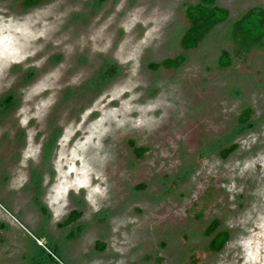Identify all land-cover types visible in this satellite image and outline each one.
<instances>
[{"label": "rangeland", "instance_id": "1", "mask_svg": "<svg viewBox=\"0 0 264 264\" xmlns=\"http://www.w3.org/2000/svg\"><path fill=\"white\" fill-rule=\"evenodd\" d=\"M198 1L0 0V264H38L36 245L53 264H264V49L218 66L264 0H216L227 20L183 50Z\"/></svg>", "mask_w": 264, "mask_h": 264}, {"label": "trees", "instance_id": "2", "mask_svg": "<svg viewBox=\"0 0 264 264\" xmlns=\"http://www.w3.org/2000/svg\"><path fill=\"white\" fill-rule=\"evenodd\" d=\"M44 1L46 0H21V5L28 9ZM228 15V10L217 6L216 0H199L195 4L187 5L185 8V16L188 21V26L180 40L181 48L183 50H193L197 48L199 43L211 30H213V28L227 20ZM229 41L231 43V50L221 51L220 57L218 58L219 68H227L231 65V55L235 58H243L254 51L264 49V10L259 7H252L247 10L240 19L233 24L229 35ZM183 62V56L166 58L159 63L149 64V68L152 70H157L159 68L176 69L180 67ZM114 69L115 68L112 66L108 68L106 75L111 76V74L114 73ZM251 115V109H244L237 119L239 125L243 128H250L251 124L249 120ZM129 146L132 148V153L136 158H141L146 151V148L135 147L133 141H129ZM235 147V145H232L228 149L223 150L221 152L222 157H226ZM78 217L79 213L73 212L69 216L67 223L76 220ZM215 231L216 223H211L206 229V234L210 236L215 233ZM228 238V232H216L208 244V249L212 252H219ZM36 246L38 249H41L42 254L49 258L52 264L56 263L55 259L49 254V252H51L54 255L52 247L47 249L40 245ZM97 248L101 250L102 245L98 243ZM44 256H37L38 259H36V261H38V264H45Z\"/></svg>", "mask_w": 264, "mask_h": 264}, {"label": "crops", "instance_id": "3", "mask_svg": "<svg viewBox=\"0 0 264 264\" xmlns=\"http://www.w3.org/2000/svg\"><path fill=\"white\" fill-rule=\"evenodd\" d=\"M35 185V184H34ZM35 187L37 188V190L36 191H38L39 190V192H38V194H41V192L43 191V186H42V188H41V184L39 185V184H37V185H35ZM35 191V192H36ZM48 199V198H47ZM7 200V199H6ZM7 202H8V207H9V209H10V211H13V208L11 207L10 208V203H9V201L7 200ZM49 202H51V201H49ZM53 203V202H52ZM37 204H39V207H40V209H41V212H44V214L46 215V217H45V219L48 217L49 218V215L52 217L53 215H52V212H53V210H50L51 209V206L49 205V203H46V202H41V203H39L38 202V200H37ZM51 204V203H50ZM73 212H76V211H72L64 220H63V223L62 224H64V225H68V224H70V223H73V222H75L76 220H74V221H71L70 223H67V220H68V218H69V216L73 213ZM78 213V212H77ZM48 215V216H47ZM79 215H80V213H79ZM52 219H53V217H52ZM54 220V219H53ZM42 229L40 228H37L36 229V231H38L39 233H41L42 234V236L44 235V237H45V239L47 240V239H50L49 238V236L48 235H46L45 233H43L42 231H41ZM42 236L41 237H39V236H37V237H39V238H42ZM99 244H101L102 245V249L101 250H103L104 249V247H105V245L103 244V243H99ZM96 245H98V243H96ZM97 250H98V248H97ZM101 250H99V251H101Z\"/></svg>", "mask_w": 264, "mask_h": 264}, {"label": "built area", "instance_id": "4", "mask_svg": "<svg viewBox=\"0 0 264 264\" xmlns=\"http://www.w3.org/2000/svg\"><path fill=\"white\" fill-rule=\"evenodd\" d=\"M49 254H50V255H52V253H51V252H49Z\"/></svg>", "mask_w": 264, "mask_h": 264}]
</instances>
